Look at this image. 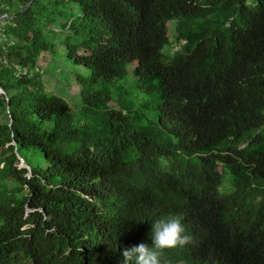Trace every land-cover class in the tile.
<instances>
[{
	"label": "trees",
	"instance_id": "obj_1",
	"mask_svg": "<svg viewBox=\"0 0 264 264\" xmlns=\"http://www.w3.org/2000/svg\"><path fill=\"white\" fill-rule=\"evenodd\" d=\"M0 86V264H264V0H0Z\"/></svg>",
	"mask_w": 264,
	"mask_h": 264
},
{
	"label": "clouds",
	"instance_id": "obj_2",
	"mask_svg": "<svg viewBox=\"0 0 264 264\" xmlns=\"http://www.w3.org/2000/svg\"><path fill=\"white\" fill-rule=\"evenodd\" d=\"M181 215L165 216L152 223V243H139L122 251L123 264H164V250L184 246L192 237L186 234Z\"/></svg>",
	"mask_w": 264,
	"mask_h": 264
},
{
	"label": "rangeland",
	"instance_id": "obj_3",
	"mask_svg": "<svg viewBox=\"0 0 264 264\" xmlns=\"http://www.w3.org/2000/svg\"><path fill=\"white\" fill-rule=\"evenodd\" d=\"M170 27L172 28V32H171V37L173 36V27H174V22H170ZM173 39V37H172ZM48 78H46L47 80ZM71 83V84H70ZM70 83H67L66 84V89H67V92L64 93L65 97L71 101V103L73 104L74 100L71 98V96H73L75 94V91L77 90L78 88V85L77 84H74L72 82ZM49 85L52 84L51 82L48 83ZM20 167H22V161L20 160Z\"/></svg>",
	"mask_w": 264,
	"mask_h": 264
},
{
	"label": "water",
	"instance_id": "obj_4",
	"mask_svg": "<svg viewBox=\"0 0 264 264\" xmlns=\"http://www.w3.org/2000/svg\"><path fill=\"white\" fill-rule=\"evenodd\" d=\"M0 92L5 93V90L0 86ZM20 160L22 161V167H26L31 171V168L25 163V160L21 157ZM31 175V174H29Z\"/></svg>",
	"mask_w": 264,
	"mask_h": 264
},
{
	"label": "built area",
	"instance_id": "obj_5",
	"mask_svg": "<svg viewBox=\"0 0 264 264\" xmlns=\"http://www.w3.org/2000/svg\"><path fill=\"white\" fill-rule=\"evenodd\" d=\"M7 15L3 16V18H5Z\"/></svg>",
	"mask_w": 264,
	"mask_h": 264
}]
</instances>
